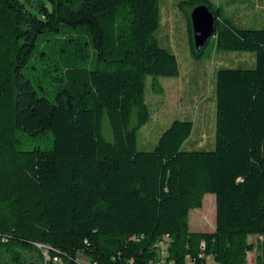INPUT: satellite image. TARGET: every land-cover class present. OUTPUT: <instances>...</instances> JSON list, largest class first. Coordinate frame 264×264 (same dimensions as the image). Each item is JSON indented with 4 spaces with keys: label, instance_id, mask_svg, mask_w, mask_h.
Here are the masks:
<instances>
[{
    "label": "trees",
    "instance_id": "obj_1",
    "mask_svg": "<svg viewBox=\"0 0 264 264\" xmlns=\"http://www.w3.org/2000/svg\"><path fill=\"white\" fill-rule=\"evenodd\" d=\"M200 5L217 50L253 53L256 68L218 71L214 150H187L195 124L176 120L144 152L149 80L163 95L160 78L180 76L155 36L160 0H0V262L158 264L168 236L165 264H247L249 239H264V30L239 28L212 0H182L195 60ZM206 195L216 229L191 232Z\"/></svg>",
    "mask_w": 264,
    "mask_h": 264
},
{
    "label": "rangeland",
    "instance_id": "obj_2",
    "mask_svg": "<svg viewBox=\"0 0 264 264\" xmlns=\"http://www.w3.org/2000/svg\"><path fill=\"white\" fill-rule=\"evenodd\" d=\"M182 0H160L161 25L156 32L160 45L177 56L180 66L179 78H160L164 88L163 95L154 94L151 90V80L146 89V100L151 110L150 122L140 130L138 138L139 151H152L161 135L176 121H192L195 124L191 142L187 150L211 151L215 149L216 133V75L222 69L253 70L256 68V55L253 53L220 52L212 37L205 48L204 57L195 60L190 54L188 22L179 4ZM217 7L219 0H212ZM237 5V6H236ZM239 10L260 7L263 12L250 15L249 19L236 15H227L242 29L264 30V0H239L229 8ZM231 16V17H230ZM103 136L109 142H114L113 132L108 116L103 120ZM49 143L47 137L43 143ZM211 197V198H210ZM214 195L204 198L203 208L195 214V222H191L190 231L194 233H210L216 229V209ZM205 215V216H204ZM206 217L204 219V217ZM258 239L251 237L256 250L248 255L247 264H256L260 251ZM48 260L49 256L45 253ZM84 264L86 260L80 258ZM0 264H11L4 259ZM27 264H38L27 262Z\"/></svg>",
    "mask_w": 264,
    "mask_h": 264
},
{
    "label": "water",
    "instance_id": "obj_3",
    "mask_svg": "<svg viewBox=\"0 0 264 264\" xmlns=\"http://www.w3.org/2000/svg\"><path fill=\"white\" fill-rule=\"evenodd\" d=\"M193 42L197 52H203L215 33V16L206 5L196 7L190 15Z\"/></svg>",
    "mask_w": 264,
    "mask_h": 264
},
{
    "label": "crops",
    "instance_id": "obj_4",
    "mask_svg": "<svg viewBox=\"0 0 264 264\" xmlns=\"http://www.w3.org/2000/svg\"><path fill=\"white\" fill-rule=\"evenodd\" d=\"M236 1H239V0H219V3H218V5H217V7L218 6H220V7H222L223 8V10L225 11V13H226V15H230V14H232V15H236L239 19H241V17H244L245 19H249L251 16L250 15H256L258 12H263L262 11V8L260 7V9L258 8V7H251V9H244V10H239L238 11V8H235V7H233V8H229V6H233L234 5V3L236 2ZM244 1H247V0H244ZM237 6V5H236ZM250 16V17H249ZM231 17V16H230ZM232 18V17H231ZM176 56V55H175ZM177 57V56H176ZM179 62V61H178ZM180 67V66H179ZM180 77V76H179ZM160 139V138H159ZM191 140H192V138L188 141V143L186 144V148H187V145L191 142ZM159 141V140H158ZM158 143V142H157ZM156 147V146H155ZM207 196H209V195H206L205 197H207ZM211 198V197H210ZM213 200H216V198L215 199H213ZM200 211V209H198V210H193V211H191L190 212V214H189V221H190V218L192 217V220H191V222H193V223H196L195 222V214H196V212H199ZM205 216V215H204ZM203 216V217H204ZM213 216H214V218L216 217V209H215V213L213 212ZM206 217H204V219H205ZM216 220V219H215ZM191 224H190V222H189V226H190ZM215 231V230H214Z\"/></svg>",
    "mask_w": 264,
    "mask_h": 264
},
{
    "label": "built area",
    "instance_id": "obj_5",
    "mask_svg": "<svg viewBox=\"0 0 264 264\" xmlns=\"http://www.w3.org/2000/svg\"><path fill=\"white\" fill-rule=\"evenodd\" d=\"M258 240L259 241H262L264 243V239L259 238ZM170 243H171L170 238L168 236H166V237H164L162 239V241L159 242V244H157V248H158V251H159V254H160V257H161V263H158V264H165V260L168 257V248H169ZM204 246H205V243L202 242V249L204 248ZM48 260H49V258H48ZM188 260H189V258H188ZM206 260H207V264H215L214 261H213V259H212V257H208ZM53 263L54 264H64L58 258H54ZM86 264H90V263L89 262H86Z\"/></svg>",
    "mask_w": 264,
    "mask_h": 264
}]
</instances>
